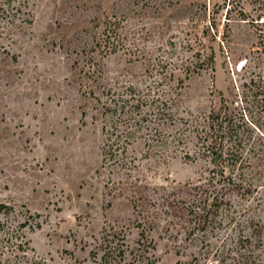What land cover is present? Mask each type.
<instances>
[{
  "label": "rangeland",
  "instance_id": "374dc122",
  "mask_svg": "<svg viewBox=\"0 0 264 264\" xmlns=\"http://www.w3.org/2000/svg\"><path fill=\"white\" fill-rule=\"evenodd\" d=\"M257 2L0 0V204L7 206L0 264H105L115 245L125 251L121 264H264V7ZM108 20L140 41L142 59L94 50ZM190 63L200 68L186 78L181 68ZM175 81L181 96L172 112L193 120L221 111L237 158L214 165L191 133L150 156L143 140L126 146L131 179L167 192L204 186L207 204L222 201L208 228L188 236L189 217L153 200L146 233L155 248L138 258L144 222L121 195L118 182L127 178L104 147L122 112H105L104 104L114 109L130 85L150 88L152 98L154 86L166 91Z\"/></svg>",
  "mask_w": 264,
  "mask_h": 264
},
{
  "label": "trees",
  "instance_id": "16d2710c",
  "mask_svg": "<svg viewBox=\"0 0 264 264\" xmlns=\"http://www.w3.org/2000/svg\"><path fill=\"white\" fill-rule=\"evenodd\" d=\"M255 1H258L257 3H259L260 7H264V0ZM243 10L241 7V20H245V17H248ZM261 15L262 13L258 14L257 18L251 19L250 22L258 24L256 22L260 20ZM259 24L263 28L262 30H258L259 41L264 45V22H259ZM140 45V41L135 36L132 38L127 37L123 24L116 20L113 22L108 20L102 36L94 44V50L101 51L104 55L125 51L127 55L137 60L138 58L142 59L144 55L143 50L139 49ZM207 61L212 67L213 56H208ZM248 62L249 60L245 59L244 65L239 70H244ZM150 67L159 68L160 65L151 64ZM198 68L200 66L198 67L197 64L190 63L183 65L181 70L185 73L186 78H189L193 73L198 71ZM175 69H178V67L174 66V69L170 72V76L173 78L176 76L173 73ZM156 72L159 73V71ZM176 80L177 82H182V78H176ZM177 82L166 91H159L154 86L156 90L153 92L152 98H149L151 97L150 88H147V92H144L130 85L121 94H118L120 101H118V104H114V109L110 106L111 104H104L105 112L111 110L116 112L118 108L122 112V115L110 125V135H115V139L112 140L111 144H104V147H106V155L110 154L108 157L110 166L119 168L122 171L120 176H126L127 178L124 182H118L121 195L128 199L134 211L144 222L137 224V228L140 230L139 246L137 249L138 258H141L144 253L155 248L152 240H148L146 233L152 231L154 227L152 222L153 215L148 212V204H152L153 200L159 201L162 207L165 206L174 212H181L183 215L189 217L188 224L190 228L187 227L189 230L188 236L191 235L194 229L205 231L208 228L212 215L219 209V204L222 201L216 204V200L215 203L207 204L206 196L202 199V195L208 193L204 186L184 183L175 186L171 191L167 192L161 186L150 187L151 185L146 180L131 179L130 173L135 169V164L133 161L127 162L123 158V155L127 152L126 146L132 145L135 141L143 140L144 147H146L145 155L150 156L153 151L155 153V150H162L170 143H181L186 134L191 133L194 134L198 143V154L209 158L210 162L214 165L219 166L224 160L232 161V159L237 158L232 146L226 145L230 143L233 131L229 124L230 121L221 114V111L212 110L209 114L201 115L199 118H194L193 120L177 116L172 112L177 100L181 96V88L178 87ZM158 85L161 84L159 83ZM142 107L146 108V110H143ZM119 130L121 132L117 133ZM140 131H146V133H142L139 138L137 137V133L139 134ZM122 138L124 140L121 142L124 141L123 144L125 145L120 144V139ZM186 157H189V155L186 154ZM221 175H224L223 169H221ZM154 195L157 198H153ZM5 209H7V206L0 204V214ZM124 253L125 251L116 245L109 246L103 254L102 260L105 264H121Z\"/></svg>",
  "mask_w": 264,
  "mask_h": 264
}]
</instances>
